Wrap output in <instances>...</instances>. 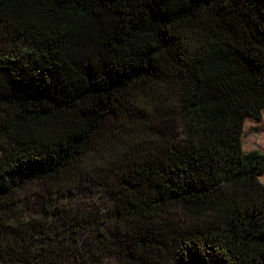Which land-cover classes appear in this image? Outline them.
I'll return each mask as SVG.
<instances>
[{
    "label": "trees",
    "instance_id": "1",
    "mask_svg": "<svg viewBox=\"0 0 264 264\" xmlns=\"http://www.w3.org/2000/svg\"><path fill=\"white\" fill-rule=\"evenodd\" d=\"M263 114L264 0H0V264H264Z\"/></svg>",
    "mask_w": 264,
    "mask_h": 264
},
{
    "label": "rangeland",
    "instance_id": "2",
    "mask_svg": "<svg viewBox=\"0 0 264 264\" xmlns=\"http://www.w3.org/2000/svg\"><path fill=\"white\" fill-rule=\"evenodd\" d=\"M242 142V150L244 152H248L251 150H259L260 152H264V114L262 115L259 121L253 119H245L243 125V132L241 137ZM260 181L264 184V174L260 177ZM83 186L85 188V194L81 193L79 188H75L71 190V193L60 192L57 197V205L56 206H90L89 210H93L92 212L98 216V218H104L105 209L103 208V203H108L106 199V195L103 193L100 184H96V181L84 182ZM31 190L26 191L29 194ZM53 197V195H52ZM44 200V197H37V201L39 202V206L41 202ZM31 196L22 195V204L21 206H32ZM26 208H22L21 210L27 211ZM107 212V211H106ZM2 215V214H1ZM0 215V217H1ZM32 213H27L24 219L29 220L31 218ZM3 217V215H2ZM19 217L18 213L16 216L10 219L8 222H16ZM5 222V219L3 220ZM112 220L110 221V224Z\"/></svg>",
    "mask_w": 264,
    "mask_h": 264
}]
</instances>
